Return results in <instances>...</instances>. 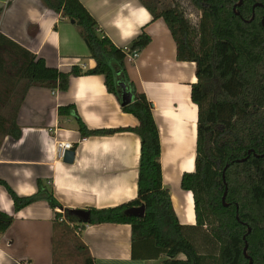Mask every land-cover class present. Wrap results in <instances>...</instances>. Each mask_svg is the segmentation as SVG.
<instances>
[{"label": "trees", "instance_id": "1", "mask_svg": "<svg viewBox=\"0 0 264 264\" xmlns=\"http://www.w3.org/2000/svg\"><path fill=\"white\" fill-rule=\"evenodd\" d=\"M152 16L164 20L177 46L179 62L196 65L197 82L191 100L198 107L195 171L185 173L181 188L194 198L196 224L184 226L175 214L170 190L163 182L161 141L153 104L139 93L127 74L128 53H141L151 43L143 29L128 49L116 47L80 0H42L64 20L74 21L87 45L93 69L78 66L68 73L0 34V148L7 136L19 139L18 114L33 87L67 92L73 77L101 75L107 91L139 125L133 129L90 130L74 106L60 107V118L75 115L82 139L132 132L141 140L137 198L106 209H87L82 223L62 211L53 185L41 180L38 192L10 194L15 211L44 200L54 211L53 264L58 257V233L73 237L84 264H97L77 236L88 225H129L132 259L162 264H264V0H188L197 22L188 18L182 0H139ZM2 11H0L1 15ZM123 86L133 96L124 104ZM76 150V147H73ZM145 206L143 218L127 212ZM63 219V221H61ZM14 217L0 212V236ZM69 224H76L72 228ZM80 231V232H81Z\"/></svg>", "mask_w": 264, "mask_h": 264}, {"label": "crops", "instance_id": "2", "mask_svg": "<svg viewBox=\"0 0 264 264\" xmlns=\"http://www.w3.org/2000/svg\"><path fill=\"white\" fill-rule=\"evenodd\" d=\"M112 43L128 49L145 29L151 43L132 61L128 78L154 107L161 141L163 182L170 190L180 224H196L194 198L181 188L185 173L195 171L198 107L191 100L196 65L177 60V46L164 20L152 21L139 0H80ZM0 34L68 73L95 68L74 24L52 13L42 0H0ZM74 106L90 130L133 129L138 120L123 112L101 75L73 77L67 92L31 88L18 114L19 139L7 136L0 148V180L19 197L38 192L39 180L53 185L65 210L106 209L137 198L141 140L132 132L82 139L75 115L60 118V107ZM58 143L75 150L72 164L59 156ZM0 212L14 217L0 236V264H53L55 213L38 201L19 212L0 185ZM70 225V224H69ZM76 225V224H74ZM97 264H162L132 259L129 225H88L77 234ZM58 237H65L58 233Z\"/></svg>", "mask_w": 264, "mask_h": 264}, {"label": "rangeland", "instance_id": "3", "mask_svg": "<svg viewBox=\"0 0 264 264\" xmlns=\"http://www.w3.org/2000/svg\"><path fill=\"white\" fill-rule=\"evenodd\" d=\"M165 5L170 4V0H161ZM187 16L194 23L197 22V14L188 5V0H182ZM73 237H58V257L63 264H84L83 253L80 252L72 239Z\"/></svg>", "mask_w": 264, "mask_h": 264}, {"label": "water", "instance_id": "4", "mask_svg": "<svg viewBox=\"0 0 264 264\" xmlns=\"http://www.w3.org/2000/svg\"><path fill=\"white\" fill-rule=\"evenodd\" d=\"M71 23L74 24V21H72ZM123 90H124V94L122 96V100H123V103L126 105V104H129L133 100V96L126 91L125 86H123ZM74 159H75L74 150L65 151L64 157H63V160L65 163L72 164L74 162ZM145 211H146L145 206H141L139 208H133L129 210L127 212V215L131 217L143 218L145 216ZM70 215L77 217L79 221L82 223H88L89 218H90L89 212L85 210H80V209L71 210Z\"/></svg>", "mask_w": 264, "mask_h": 264}, {"label": "built area", "instance_id": "5", "mask_svg": "<svg viewBox=\"0 0 264 264\" xmlns=\"http://www.w3.org/2000/svg\"><path fill=\"white\" fill-rule=\"evenodd\" d=\"M138 55L139 54L137 52H133V53L130 52V53L127 54V59L126 60L128 62H132L138 57ZM57 147H58L59 156L62 157V158L64 157L65 151L73 150V145L70 144V143H58ZM61 221H63V219ZM70 226L72 228H76L77 227V225H74V224H70ZM80 231L81 230L78 229L77 230V234H80L81 233ZM28 264H30V263H28Z\"/></svg>", "mask_w": 264, "mask_h": 264}]
</instances>
